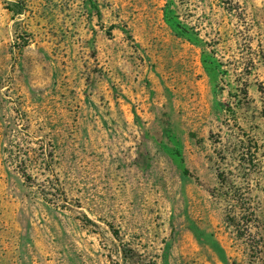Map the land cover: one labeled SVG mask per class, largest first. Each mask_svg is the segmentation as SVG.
Masks as SVG:
<instances>
[{
	"label": "rangeland",
	"instance_id": "rangeland-1",
	"mask_svg": "<svg viewBox=\"0 0 264 264\" xmlns=\"http://www.w3.org/2000/svg\"><path fill=\"white\" fill-rule=\"evenodd\" d=\"M263 233L264 0H0V264H264Z\"/></svg>",
	"mask_w": 264,
	"mask_h": 264
},
{
	"label": "trees",
	"instance_id": "trees-1",
	"mask_svg": "<svg viewBox=\"0 0 264 264\" xmlns=\"http://www.w3.org/2000/svg\"><path fill=\"white\" fill-rule=\"evenodd\" d=\"M254 148H255L254 152H252L251 146L250 147L248 146L247 149L243 148V151H241L240 158L238 159L239 166L241 168L244 167V165H246V166L249 165V166L254 167V168H256L258 166V164H259V158H258L259 148H258V145L255 144ZM219 179L223 183L224 179L221 176ZM229 187H230V189H233L234 186L230 185ZM227 200L232 202V204H233V213H235V211L240 209L241 213H244V214L249 213L250 216L255 215L254 213L249 212L250 210L243 208V205H246V204L245 203L241 204V200L237 197L236 193H235L233 198H230ZM247 205H249V204H247ZM262 241H264V233L262 234ZM260 244H262V242H260L259 244L257 243L256 245H253L249 248V250H250L249 252L251 254V257L256 261L260 260L261 257L264 256V242L262 245H260Z\"/></svg>",
	"mask_w": 264,
	"mask_h": 264
}]
</instances>
